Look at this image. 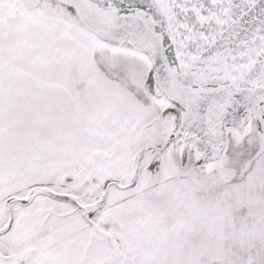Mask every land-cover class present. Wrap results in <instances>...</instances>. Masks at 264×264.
I'll return each mask as SVG.
<instances>
[{
  "label": "snow or ice",
  "instance_id": "6c2138e0",
  "mask_svg": "<svg viewBox=\"0 0 264 264\" xmlns=\"http://www.w3.org/2000/svg\"><path fill=\"white\" fill-rule=\"evenodd\" d=\"M0 264H264V0H0Z\"/></svg>",
  "mask_w": 264,
  "mask_h": 264
}]
</instances>
